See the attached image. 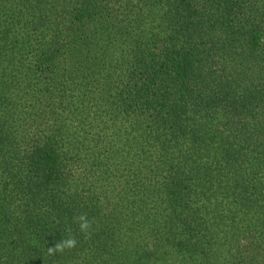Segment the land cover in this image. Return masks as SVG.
<instances>
[{
    "label": "trees",
    "instance_id": "1",
    "mask_svg": "<svg viewBox=\"0 0 264 264\" xmlns=\"http://www.w3.org/2000/svg\"><path fill=\"white\" fill-rule=\"evenodd\" d=\"M0 264H264V0H0Z\"/></svg>",
    "mask_w": 264,
    "mask_h": 264
},
{
    "label": "clouds",
    "instance_id": "2",
    "mask_svg": "<svg viewBox=\"0 0 264 264\" xmlns=\"http://www.w3.org/2000/svg\"><path fill=\"white\" fill-rule=\"evenodd\" d=\"M73 222L77 224L79 232L83 234L86 239L90 237L92 222L89 220L86 213L74 217ZM67 231L69 235L66 238L59 240L54 246L47 248V254L49 256H54L63 253L65 250H71L76 247L77 239L75 236L71 235L72 229L69 227Z\"/></svg>",
    "mask_w": 264,
    "mask_h": 264
}]
</instances>
